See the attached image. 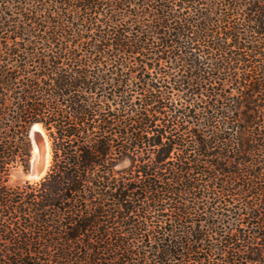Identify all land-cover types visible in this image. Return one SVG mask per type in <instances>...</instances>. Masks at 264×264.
<instances>
[{
	"label": "trees",
	"instance_id": "trees-1",
	"mask_svg": "<svg viewBox=\"0 0 264 264\" xmlns=\"http://www.w3.org/2000/svg\"><path fill=\"white\" fill-rule=\"evenodd\" d=\"M0 264H264V0H0Z\"/></svg>",
	"mask_w": 264,
	"mask_h": 264
},
{
	"label": "water",
	"instance_id": "water-1",
	"mask_svg": "<svg viewBox=\"0 0 264 264\" xmlns=\"http://www.w3.org/2000/svg\"><path fill=\"white\" fill-rule=\"evenodd\" d=\"M35 126V125H34ZM33 128V127H32ZM31 128V130H32ZM30 135H31V131H30ZM34 137H35V140H36V143H37V146L39 148V155L36 159H32L31 157V161H30V167H29V170H28V173L30 176H40L44 169H45V164H44V156H45V151H44V146H43V142L42 140L38 137V135L35 133L34 134ZM31 140H32V136H31ZM48 169V168H47ZM46 174V172H45ZM44 174V175H45ZM43 175V176H44ZM42 176V177H43ZM41 177V178H42ZM40 178V179H41Z\"/></svg>",
	"mask_w": 264,
	"mask_h": 264
},
{
	"label": "bare ground",
	"instance_id": "bare-ground-1",
	"mask_svg": "<svg viewBox=\"0 0 264 264\" xmlns=\"http://www.w3.org/2000/svg\"><path fill=\"white\" fill-rule=\"evenodd\" d=\"M38 130L42 133L43 137H44V143H43V148L45 151V156H44V164H45V169L43 171V173L40 176H30V178H32L33 180H39L46 172L47 170V166L49 165V161H50V147H49V143L48 140H46V137L44 135V131L40 128L39 125H35L33 126L32 130H31V136H32V144H33V149H32V159H36L39 155V148L37 146L34 134L35 131ZM37 132V131H36Z\"/></svg>",
	"mask_w": 264,
	"mask_h": 264
},
{
	"label": "rangeland",
	"instance_id": "rangeland-1",
	"mask_svg": "<svg viewBox=\"0 0 264 264\" xmlns=\"http://www.w3.org/2000/svg\"><path fill=\"white\" fill-rule=\"evenodd\" d=\"M40 128H41V126H40ZM42 129V128H41ZM43 130V129H42ZM31 131V130H30ZM37 131V132H36ZM35 131V133L38 135V137L42 140V142L44 143V137H43V135H42V133L40 132V131H38V130H36ZM44 135H45V137H46V140H48L47 139V136H46V134H45V132H44ZM30 139H31V135H30ZM31 144H32V140H31ZM32 149H33V144H32ZM50 162V161H49ZM49 166V165H48ZM47 166V167H48ZM46 172H47V170H46ZM17 180H29V181H36V180H33L32 178H30V175H29V173L27 172V173H22L21 171H18L17 173H15L14 175H12V178H11V181H10V183H14L15 181H17Z\"/></svg>",
	"mask_w": 264,
	"mask_h": 264
}]
</instances>
